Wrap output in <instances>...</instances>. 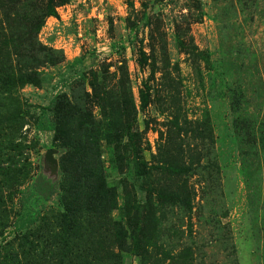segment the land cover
I'll list each match as a JSON object with an SVG mask.
<instances>
[{
	"label": "rangeland",
	"instance_id": "obj_1",
	"mask_svg": "<svg viewBox=\"0 0 264 264\" xmlns=\"http://www.w3.org/2000/svg\"><path fill=\"white\" fill-rule=\"evenodd\" d=\"M0 264H264V0H0Z\"/></svg>",
	"mask_w": 264,
	"mask_h": 264
},
{
	"label": "trees",
	"instance_id": "obj_2",
	"mask_svg": "<svg viewBox=\"0 0 264 264\" xmlns=\"http://www.w3.org/2000/svg\"><path fill=\"white\" fill-rule=\"evenodd\" d=\"M53 0H51V3H52ZM59 3L60 5L64 3V0H59ZM51 13V12H50ZM37 130L39 132H53L54 131V128L53 126H51L50 124H48L46 121H42V122H39L38 125H37ZM95 151H97L95 149ZM30 220H21L20 221V224H21V227L24 228L26 226H29L30 224Z\"/></svg>",
	"mask_w": 264,
	"mask_h": 264
}]
</instances>
